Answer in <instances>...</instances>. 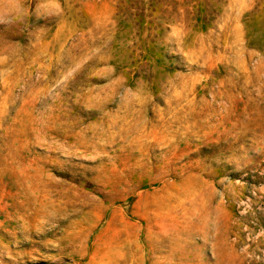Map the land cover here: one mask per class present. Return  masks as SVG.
<instances>
[{
	"label": "rangeland",
	"instance_id": "1",
	"mask_svg": "<svg viewBox=\"0 0 264 264\" xmlns=\"http://www.w3.org/2000/svg\"><path fill=\"white\" fill-rule=\"evenodd\" d=\"M0 264H264V0H0Z\"/></svg>",
	"mask_w": 264,
	"mask_h": 264
}]
</instances>
